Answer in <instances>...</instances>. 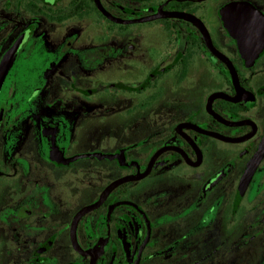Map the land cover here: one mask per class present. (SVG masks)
Instances as JSON below:
<instances>
[{
    "label": "flooded vegetation",
    "instance_id": "obj_1",
    "mask_svg": "<svg viewBox=\"0 0 264 264\" xmlns=\"http://www.w3.org/2000/svg\"><path fill=\"white\" fill-rule=\"evenodd\" d=\"M99 1L157 18L0 0V264H264V47L248 63L221 15L232 2L264 15V0ZM110 100L147 134L74 154ZM87 158L107 165L73 168Z\"/></svg>",
    "mask_w": 264,
    "mask_h": 264
},
{
    "label": "rangeland",
    "instance_id": "obj_2",
    "mask_svg": "<svg viewBox=\"0 0 264 264\" xmlns=\"http://www.w3.org/2000/svg\"><path fill=\"white\" fill-rule=\"evenodd\" d=\"M131 27L141 28V30H143L146 33V36L149 39L147 40L148 43L153 42V40L157 38V32L152 30V28H154V25L135 24V25H132ZM157 27L158 26L156 25V28ZM113 73L115 75V72ZM114 92L119 93L117 90H115ZM193 93L195 94L196 92H193ZM195 97H198V95ZM116 102H118V100L116 101L110 100V102H108L110 105H106L105 103L100 104V106H102L100 109L101 113H99L97 115V118L94 121H91V123L89 124L92 130H90L87 135H82V133L84 132L83 128L79 130L78 132L79 141L76 143V146L74 148V152H75L74 154L93 153V146L95 147V143L90 144L86 142L94 140L96 139V137L99 138L100 136H103L102 142L105 144V147L107 146L115 147L116 145L124 146L126 144L133 143L134 141H137L143 135L147 134L148 128L146 127V125L143 126V129L140 130L138 133L136 132L129 133L128 131H126L127 128L132 129V126H133L132 122H134V119L133 118H123V115H120L123 111L122 109H120L121 105H118ZM191 109H192V106L190 110ZM184 116H185V109H182L180 110L178 117L184 118ZM90 128L87 127L86 129H90ZM209 148L212 150L216 149L219 152L228 150L227 147L220 146L218 143L213 142V141L210 142ZM106 165L107 163L105 161L96 162L93 160H89V158H87V159H80L79 161H77L75 165L73 166V168L78 169V168L92 167V170L100 171ZM53 177H50V178H53ZM89 179H90V176H88L87 180ZM92 187H93L92 185L84 184L82 186L83 192L89 191ZM91 194L92 192L85 193V198H84L83 203L90 201V199L92 198Z\"/></svg>",
    "mask_w": 264,
    "mask_h": 264
},
{
    "label": "water",
    "instance_id": "obj_3",
    "mask_svg": "<svg viewBox=\"0 0 264 264\" xmlns=\"http://www.w3.org/2000/svg\"><path fill=\"white\" fill-rule=\"evenodd\" d=\"M96 3L105 16L118 23L127 24L133 22H146L157 18L155 16L151 18L131 20V21L118 20L113 18L109 13L105 11L99 0H96ZM221 15L225 23V27L229 31L231 37L238 40L243 57L246 59L248 63L252 62L259 55V53L262 51L264 47V15L255 7H253L250 3L247 2H232L227 4L221 10ZM170 16L171 15H168V17ZM182 18H185L193 22L197 27H199L202 30L207 40V44L214 51L212 43L208 38V34L206 33L202 23L198 19L192 16H182ZM216 54L222 61H224L228 65L233 75V78L235 79V69L232 63L226 57L218 53ZM77 158L78 157L69 160H64L61 157V164H69L74 160H76ZM258 160L259 158H257V161L255 158L254 161H252L248 165L245 175L241 182V188L245 189L247 187L251 175L256 167V164L258 163ZM120 183L121 182L114 184L107 191L111 190ZM91 209L93 208H88L80 212L75 218V221L78 220L81 217V215H83L84 213H86Z\"/></svg>",
    "mask_w": 264,
    "mask_h": 264
}]
</instances>
